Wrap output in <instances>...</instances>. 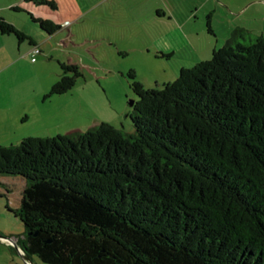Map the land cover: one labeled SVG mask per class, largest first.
<instances>
[{
  "label": "trees",
  "instance_id": "16d2710c",
  "mask_svg": "<svg viewBox=\"0 0 264 264\" xmlns=\"http://www.w3.org/2000/svg\"><path fill=\"white\" fill-rule=\"evenodd\" d=\"M30 15L47 35L62 28ZM0 32L34 45L1 14ZM61 66L52 93L81 75L78 64ZM132 88L134 133L103 123L0 145V187L3 176L26 181L20 206L9 208L24 225L26 255L47 264H264V34L239 27L164 88Z\"/></svg>",
  "mask_w": 264,
  "mask_h": 264
},
{
  "label": "rangeland",
  "instance_id": "374dc122",
  "mask_svg": "<svg viewBox=\"0 0 264 264\" xmlns=\"http://www.w3.org/2000/svg\"><path fill=\"white\" fill-rule=\"evenodd\" d=\"M27 22L39 51L20 53L0 75V145L86 132L103 123L134 133L131 102L139 96L132 82L162 89L182 68L210 60L237 28L264 34V0H104L75 21L72 39L64 33L40 36ZM10 37L18 46V38ZM22 44L30 46L28 40ZM61 63L78 64L81 75L68 92L52 93L64 71ZM1 180L0 233L21 237L24 225L9 208L20 206L26 181ZM8 248L0 244L10 254ZM34 261L47 264L37 256Z\"/></svg>",
  "mask_w": 264,
  "mask_h": 264
},
{
  "label": "crops",
  "instance_id": "0c3cea01",
  "mask_svg": "<svg viewBox=\"0 0 264 264\" xmlns=\"http://www.w3.org/2000/svg\"><path fill=\"white\" fill-rule=\"evenodd\" d=\"M58 3V9L54 10L47 6H39L33 2L27 0H0V14L11 24L15 25L17 28L25 32L31 39L34 41V45L29 42V45H24L22 42H19L17 46L14 39L11 35H3L0 32V75L3 74L4 70L9 65V60L16 62L20 60V53L24 52L26 55L33 54L39 51V45L34 38L31 29H27L28 22L36 26L40 31L41 35H47L40 27L39 23L34 22L31 19V13L36 18L49 19L58 23L62 28L53 35L64 33V37L72 39L74 36L72 26L75 25V21L83 19L84 15L89 12L92 8L100 4L104 0H95L92 4L86 6V3H83L82 0H55ZM19 7L22 10L17 11L13 8ZM24 16L25 19L21 18ZM27 22V23H23ZM65 31V32H64ZM39 33V32H38ZM9 43V45H8ZM8 46H12L13 50H8ZM42 46V45H41ZM30 47V48H29ZM15 49H17L16 53ZM15 54V55H14ZM2 238L12 239L14 242L12 244L8 243ZM19 237L15 236H5L0 233V244L7 245V252L0 249V264H20V258L24 259L26 264H35L34 256L28 257L22 247L18 244Z\"/></svg>",
  "mask_w": 264,
  "mask_h": 264
},
{
  "label": "built area",
  "instance_id": "2783aa9c",
  "mask_svg": "<svg viewBox=\"0 0 264 264\" xmlns=\"http://www.w3.org/2000/svg\"><path fill=\"white\" fill-rule=\"evenodd\" d=\"M2 239L6 240L10 244H12V242H14L12 239H7V238H2Z\"/></svg>",
  "mask_w": 264,
  "mask_h": 264
},
{
  "label": "water",
  "instance_id": "95a60500",
  "mask_svg": "<svg viewBox=\"0 0 264 264\" xmlns=\"http://www.w3.org/2000/svg\"><path fill=\"white\" fill-rule=\"evenodd\" d=\"M131 105H134V101H133V102H131ZM16 245H18V243H17Z\"/></svg>",
  "mask_w": 264,
  "mask_h": 264
}]
</instances>
